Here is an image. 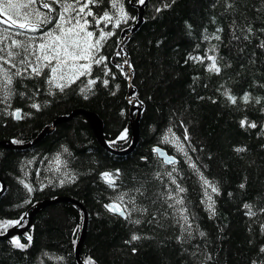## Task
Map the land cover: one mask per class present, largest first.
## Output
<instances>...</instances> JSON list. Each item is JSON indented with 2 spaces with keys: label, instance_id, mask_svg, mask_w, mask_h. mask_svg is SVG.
<instances>
[{
  "label": "trees",
  "instance_id": "trees-1",
  "mask_svg": "<svg viewBox=\"0 0 264 264\" xmlns=\"http://www.w3.org/2000/svg\"><path fill=\"white\" fill-rule=\"evenodd\" d=\"M119 3L130 17L127 23L122 21L119 28L100 25L114 33L102 42L100 52L109 57L111 73L106 76L103 65L93 64L91 75L80 76L63 92L50 88L46 81L48 68L38 77H14V94L7 103H0V142L29 144L61 117L79 110L100 117L104 137L114 150L124 151L131 146L129 75H123L116 66L122 62L116 52L122 34L138 23L139 11L135 7L140 4L137 0ZM165 3L170 7L165 8ZM53 7L59 12V5ZM157 8L161 11L157 12ZM92 10L98 15L114 11L110 0H98ZM218 28L222 31L217 32ZM89 29L99 35V28ZM30 35L39 37L40 33ZM214 35L220 39H213ZM262 44L264 0H150L143 24L127 41L124 51L134 72L135 96L143 105L135 152L119 157L102 148L83 115L59 124L30 149L0 147V178L6 184L0 221L19 220L39 202L67 197L80 202L88 213L87 238L81 254L84 264L90 260L95 264H264ZM212 55L221 69L219 74L207 70L211 61L190 59ZM124 72L128 74L125 69ZM89 79L97 82L85 98L81 88ZM103 79L109 80L107 86L101 82ZM225 91L236 97L235 104ZM246 93L247 103L242 100ZM33 102L41 105L39 111L31 107ZM16 109L22 110L20 120L11 115ZM133 116L136 118L138 112ZM242 120L254 122L256 127H241ZM124 129L127 138L112 143ZM173 134L179 137L200 173L218 188V193L208 189L214 213L209 211L199 174L177 151L176 143L165 142L166 136L173 140ZM156 148L165 150L178 163H163ZM237 148L245 150L237 152ZM57 156L62 162L59 172L55 170ZM173 167L177 169L173 173L177 183L186 189L180 195L188 209L190 237L180 214L168 206L172 201L165 202L168 190L175 189L166 175ZM116 170L119 174L115 186L109 187L101 174H115ZM24 184L34 191L29 193ZM121 193L128 194L125 203L134 197L135 206L147 211L132 212L129 220L109 212L104 205ZM245 204L252 206L255 216L248 215ZM135 219L141 223L130 222ZM84 223V212L78 206L67 202L52 205L39 213L33 226L19 237L21 243L28 244L27 236L31 235L29 247L19 249L12 240L0 241V264H79L76 247ZM200 232L205 235L200 236ZM133 234L141 239L131 241ZM208 256L210 260H206Z\"/></svg>",
  "mask_w": 264,
  "mask_h": 264
},
{
  "label": "snow or ice",
  "instance_id": "snow-or-ice-1",
  "mask_svg": "<svg viewBox=\"0 0 264 264\" xmlns=\"http://www.w3.org/2000/svg\"><path fill=\"white\" fill-rule=\"evenodd\" d=\"M140 5H144L146 0H137ZM174 2V0H172ZM98 0H0V25H5L6 27H0V103H7L11 96L14 94L12 88L13 78L19 77L21 79H28L32 77H38L42 74L44 68H48L49 72L46 77V81L51 87H56L59 91L63 92L64 89L75 82L79 76L91 75L92 65L104 66V74L107 76L111 73V69L108 68L109 57L101 55L102 42L114 33L111 31H105L104 28H100L101 23L107 27L108 24H113L114 27L119 28L121 22L127 23L130 18L126 11L124 10L122 4L119 0H110V7L114 11H104L101 14H96L92 8L95 7ZM59 5V12L53 7V5ZM91 5V7H90ZM164 7H170V4L165 3ZM231 7V4L228 5ZM157 12L161 11L160 8L156 9ZM52 13H57L53 16ZM91 16L93 19L90 21L88 17ZM134 19V18H133ZM53 21L55 23L53 24ZM48 25H52L51 28ZM99 28V35L96 36L95 31H90L89 28ZM222 31V29H217V32ZM251 32V28L248 29ZM39 32V37L35 35H30V33ZM17 37H24L23 39H18ZM95 38V39H93ZM213 39L219 40V35H214ZM208 39V37H205ZM38 41V42H37ZM264 47V44L261 45ZM210 51H214V48ZM123 49L116 52V56L119 57L123 55ZM190 59L197 60L203 63L205 59L211 61L207 65V70L219 74L221 71L220 67L217 65L216 57L214 55L207 57H190ZM80 60H87V63H79ZM54 62V63H53ZM124 63H128L126 60ZM120 68L123 75L127 77V73L121 65H116ZM129 68L131 65H128ZM14 70V71H13ZM112 79H115V74H112ZM96 79H89L87 85L81 88V93L85 94L91 90L92 85L96 84ZM104 86L109 84L108 79H103L101 81ZM119 88V85H116ZM38 92V90H37ZM51 94V92H50ZM115 94V93H113ZM228 99L235 104L236 97L230 95L228 91L224 93ZM24 95V93H20ZM242 100L247 103L249 102V94H245ZM259 99L256 103H259ZM129 103L135 106V99L130 98ZM31 107L40 110L41 105L33 102ZM11 115L16 120L23 118L22 110L16 109ZM247 124L249 127L255 128L256 124L254 122H249L246 120L241 121V127ZM171 131V130H170ZM127 138V129H124L121 134L117 137L116 141L112 143H117L119 140ZM173 140H169L166 136L164 138L165 142H174L177 144V151L183 153V155L188 159L190 167L193 168L199 174V177L205 187V196L207 197L208 208L210 212L214 213V204L212 197L208 192V189L212 193H218V188L209 179L205 178L202 173H200L199 168L196 163L192 162L191 157L188 156L187 151L184 150L183 143L180 141L179 137H175L173 134ZM184 140H188L187 129L185 128ZM15 143H20L15 141ZM245 149L237 148V152H242ZM65 152L68 150L65 148ZM154 151L164 157L163 163L176 165L178 161L174 157L167 156L160 148L154 149ZM195 151V149H193ZM56 171L59 172V165L62 163L59 156L55 158ZM66 167V162H65ZM177 172V169L173 167L170 171L166 173L169 177L170 183L175 185V189H169L167 195L165 196V202L172 201L168 206L173 208L175 212L180 214V218L184 222V231L191 236V224L189 223V215L186 213L188 209L184 207V198L180 195L186 191L179 183H177L176 178L173 173ZM119 174V170L116 173L104 172L102 173V178L108 183L109 187L115 186V179ZM67 175V173H64ZM159 178V174H157ZM75 179V177H71ZM61 184L64 182L60 181ZM23 183V181H21ZM24 187L29 193L33 192L34 189L28 185L24 184ZM243 188L244 185L242 184ZM3 186L0 185V192H2ZM139 191V189H137ZM127 193H121L116 196V198L104 205V207L113 213H118L121 217L129 220L132 212L140 211L146 212V208H137L135 206L134 197H130L129 201L125 203V196ZM30 201H25L29 203ZM128 204L132 207L129 209ZM123 205V207L121 206ZM179 206V207H177ZM244 207L249 209L248 215L255 216L256 213L251 211V205L245 204ZM261 211H264L262 209ZM24 217L19 220H2L0 221V235H4L9 227H19L22 226ZM133 224H140V219H135L130 221ZM151 222V221H150ZM179 223V220L177 221ZM264 227V225H262ZM200 236H204L203 232L199 233ZM141 239L140 236L133 234L131 241H136ZM28 244H23L20 242L19 238H13L10 241L14 247L19 249H25L30 246L32 240L31 235L27 236ZM129 241V242H131ZM136 249H133L135 252ZM261 252H264V248H261ZM62 259V258H61ZM211 256L206 257V260H210ZM89 264H95L94 261H89Z\"/></svg>",
  "mask_w": 264,
  "mask_h": 264
},
{
  "label": "water",
  "instance_id": "water-1",
  "mask_svg": "<svg viewBox=\"0 0 264 264\" xmlns=\"http://www.w3.org/2000/svg\"><path fill=\"white\" fill-rule=\"evenodd\" d=\"M149 1L150 0H146L144 5H137L135 7L139 11L138 23L134 26V28L128 29L127 31H125L122 34V42H121V45H120L118 51L123 49V53H124L125 44L131 38V36L135 32L138 31V29L143 24V16L145 13V8L147 7ZM120 57L122 58V62H117L116 64L121 65L125 70H127L128 75H129L128 82H129L130 92L128 95V101L130 98L135 99V106H133V104H131L132 105L131 129L133 132V141H132L131 146L128 149H126L124 151L114 150L104 137V123L100 119V117H98L96 114L89 113L86 111H79V110L74 111L67 116L61 117L59 120L54 122L53 125L45 128L41 132V134L33 142H31L29 144L16 145L13 142H0V147L6 148L8 150H18V151H20V150L24 151V150L30 149V148L36 146L37 144H39L48 135H50L53 131H55L56 127L59 124L70 122L75 117H77L79 115H83L88 120L90 127L93 130V133H94L97 141L99 142V144L101 145L102 148H104L105 150H107L111 154L119 156V157L120 156H129L132 153H134L136 148L139 145V140H140V121H141V115H142V111H143V105L139 103L137 97L135 96V91L133 90V87H132V79L134 76V72H133L132 68L131 67L129 68V66H128L130 64L129 57L125 53L123 55H121ZM125 60L128 63H124ZM135 111L138 112V116L136 118H134V116H133ZM161 150L167 154V152L165 150H163V149H161ZM158 156L161 160H164V157H162L160 155H158ZM167 156H170V155L167 154ZM170 157H173V156H170ZM166 165H170V164H166ZM0 185H2L3 189H4L2 192H0V202H1V200L4 198L5 193H6V184L4 183V181L1 178H0ZM63 202L74 204V205L78 206L84 212L85 223H84V227H83V232H82L81 239H80V241L76 247V258H77L79 264H84V262L81 260V254H82V250H83L86 238H87L88 213H87V210L83 207V205L80 202H78L74 199H71V198L59 197V198H56L53 200H45V201L37 203L35 206H33V208H31V210L28 213L25 214L24 220L22 222V226L12 227L11 229H9L6 232V234L0 235V241H8V240H12L13 238H19V237L25 235L26 232L33 226L34 219L39 213H41L42 211H44L45 209H47L48 207H50L52 205H56V204L63 203ZM116 214H118V213H116ZM25 223H27L26 226H24Z\"/></svg>",
  "mask_w": 264,
  "mask_h": 264
},
{
  "label": "rangeland",
  "instance_id": "rangeland-1",
  "mask_svg": "<svg viewBox=\"0 0 264 264\" xmlns=\"http://www.w3.org/2000/svg\"><path fill=\"white\" fill-rule=\"evenodd\" d=\"M54 23H55V22H54ZM54 23H53V24H54ZM51 27H52V25L49 26V28H51ZM89 30H90V29H89ZM90 31H91V30H90ZM93 39H94V38H93ZM87 62H88L87 60H80V61H79V63H81V64H83V63H87ZM53 63H54V62H53ZM79 77H80V76H79ZM77 79H78V78H77ZM77 79H76V80H77Z\"/></svg>",
  "mask_w": 264,
  "mask_h": 264
},
{
  "label": "bare ground",
  "instance_id": "bare-ground-1",
  "mask_svg": "<svg viewBox=\"0 0 264 264\" xmlns=\"http://www.w3.org/2000/svg\"><path fill=\"white\" fill-rule=\"evenodd\" d=\"M26 224V223H25Z\"/></svg>",
  "mask_w": 264,
  "mask_h": 264
}]
</instances>
